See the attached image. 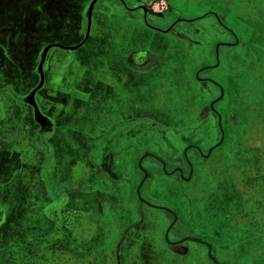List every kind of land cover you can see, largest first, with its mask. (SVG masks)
<instances>
[{
	"label": "crops",
	"instance_id": "0c3cea01",
	"mask_svg": "<svg viewBox=\"0 0 264 264\" xmlns=\"http://www.w3.org/2000/svg\"><path fill=\"white\" fill-rule=\"evenodd\" d=\"M220 38L238 41L221 52L223 71L231 50L263 69L264 0H0V193L14 188L17 196L12 203L0 196V264H193L188 242L217 264L206 242H172V223L163 251L144 206L168 221L173 213L177 233L191 231L188 197H177V211L154 201L152 188L164 178L181 185L177 171L198 165L166 159L172 151L160 137L211 134L197 128L210 116L201 118L199 105L213 102L212 86L204 83L202 93L198 77L210 81L213 63L196 67L194 80L184 71L188 57L215 55ZM258 87L264 98V83ZM260 120L264 103L255 136L264 134ZM237 150L240 157L241 144ZM131 157L143 175L129 193ZM18 197L29 221L9 226Z\"/></svg>",
	"mask_w": 264,
	"mask_h": 264
},
{
	"label": "rangeland",
	"instance_id": "374dc122",
	"mask_svg": "<svg viewBox=\"0 0 264 264\" xmlns=\"http://www.w3.org/2000/svg\"><path fill=\"white\" fill-rule=\"evenodd\" d=\"M179 5H181L179 8L185 11L184 15L188 16L191 13V9H187L184 4ZM235 5L237 6V2ZM211 15L219 17V19L216 18L217 22H215L214 28L220 32L222 28L220 14L217 10H213ZM59 43L66 44L64 41H59ZM228 44L229 48L233 49L236 48L238 41H230ZM228 44H225L220 38L214 46V57L211 55L213 51L208 48L209 50L204 51L200 56L187 58L184 71L187 80H194L193 73L196 67L213 63L210 67L212 72L210 81H206L202 76L198 77V86L202 93L206 92L204 83L209 84V89L212 86L213 90L210 89V91H213V102L211 101L208 105H199L198 115L202 118L207 112L212 119L209 116V121L207 123L204 121L203 125H199L197 128L203 127L202 132L207 128L211 134H207L205 137L201 135L183 136L178 139L179 142H175L177 137L176 139L173 136L160 137L167 142V146H170L171 157L180 158L183 161L196 159L198 165L182 168L177 171L175 176L164 169L165 176L172 177L173 175L181 185L171 184V182H167L169 180L166 178H164L166 181L163 180L154 185L152 182L151 187L153 185L154 193L152 197L154 201L177 211H181L177 204L182 202L177 197L182 200L188 197L187 208L189 211L194 210L191 211L196 215H194L193 230L192 228L189 232L182 230L177 233V237L170 233L169 239L172 242L177 243L183 241L181 238L191 237L193 240L207 243L213 250L217 264H251L249 259L253 257L250 252V244L254 245L252 241L261 239L259 242L264 245V229H262L264 225L257 226L261 229L259 231L252 230L255 227L253 226L254 214H257L258 223L264 224V159H261L262 152L264 153V134L255 136L257 132L254 130L253 123L255 114L261 112L264 103V98L260 93L262 89L258 87L264 83V70L258 68L259 72H255L253 56L242 53L239 56L238 52L231 50L230 55L225 58L226 69L223 71L221 52ZM224 77L225 83L223 82ZM178 83L186 90L183 81L179 80ZM198 86L196 87L198 88ZM192 115L190 117V120L192 119L191 126L198 125L199 123L193 122ZM259 122L264 123L261 120ZM262 129L264 133V124ZM228 132H234V135L229 139V145H227L226 136ZM255 140L257 144L263 140L262 150L258 148L257 153L251 151ZM238 144H241L240 157L237 153L238 150L236 151ZM249 149L250 151H248ZM174 150L176 154H174ZM129 155L133 156L132 153ZM136 159H133L134 162H132V157L129 159V166L125 172L130 181V185H125L129 193L139 184L143 175L140 168L137 167ZM169 170L173 172L175 169L171 167ZM18 189L23 192L25 188L21 185ZM14 191L12 188L5 193L1 192L0 196H4L8 202L12 203L14 199L17 200ZM18 198L19 202L16 207L18 211H14L13 217L9 219V226L15 224L20 226V224L23 225L29 221L25 212V200L21 197ZM144 209L150 210L147 212L154 219L155 223L152 224L156 226L157 238L162 242L160 248L168 252L166 243L163 242H165V233L170 227L171 220H167L163 211L146 206ZM182 209L186 210L184 206ZM234 211H244L241 221L245 230L239 231V234L241 232L240 240L244 239V245H241L240 250L237 248L242 262L235 257L236 252L230 247L231 243L232 245L238 243L237 233L233 231L232 227L236 217V215H232ZM107 215H109V211H106ZM171 215L174 217L172 231L176 225V218L173 213ZM187 244L194 254L196 262L193 264H210L206 257V248L203 245L192 242ZM257 253H262L261 262L264 264V246L261 251H256V255Z\"/></svg>",
	"mask_w": 264,
	"mask_h": 264
},
{
	"label": "trees",
	"instance_id": "16d2710c",
	"mask_svg": "<svg viewBox=\"0 0 264 264\" xmlns=\"http://www.w3.org/2000/svg\"><path fill=\"white\" fill-rule=\"evenodd\" d=\"M255 61V60H254ZM258 64H259V62H258ZM261 70H264V67H263V69L262 68H260ZM259 72V71H258ZM240 212V211H239ZM243 213H244V211L243 212H240L239 214H240V218H243ZM232 215L233 216H235L236 215V217H235V221H233V222H235V223H237L238 221L236 220V218H238V211H234V212H232ZM231 216V215H230ZM255 221H254V225L253 226H255L252 230L253 231H259V230H261L259 227H257L258 225H261V227L264 225L263 223H258V221L256 220L257 219V214L255 215L254 214V218H253ZM242 220V219H241ZM233 226V231L235 232V233H237L236 234V237L238 238V243H236V244H234L233 243V245H232V243H231V245H230V247H232V250L234 251V252H236V254H235V257L239 260V261H241V258H240V256H239V254H238V251L240 250V248H241V245H244V239L242 240H240V234H241V232L242 231H244L245 229H244V226H242V224H241V229L240 230H238V228L236 227V226H234V224H232ZM264 227V226H263ZM229 229H230V227H228ZM262 229H264V228H262ZM239 231H241L240 232V234H239ZM261 240V239H260ZM260 240H255V241H252V242H254V245H252V244H250V252H251V254H252V258L251 259H249V262L251 261V264H262V262H261V254L262 253H257V255H256V251L257 250H260L261 251V249L263 248V244H262V242H259ZM231 242V241H230ZM237 248L239 249V250H237ZM259 254H260V256H259ZM244 261H246V259H244ZM242 262V261H241Z\"/></svg>",
	"mask_w": 264,
	"mask_h": 264
},
{
	"label": "flooded vegetation",
	"instance_id": "af4514ba",
	"mask_svg": "<svg viewBox=\"0 0 264 264\" xmlns=\"http://www.w3.org/2000/svg\"><path fill=\"white\" fill-rule=\"evenodd\" d=\"M168 10V9H167ZM166 10V11H167ZM165 11V12H166ZM207 113V112H206ZM169 155H171V154H169ZM169 155H167L166 156V159H173V160H175V161H178V159H175V157H171V156H169ZM174 179H177L176 177H174ZM170 215V217H171V223L173 222V220H174V217L171 215V214H169ZM180 230V225L178 224V222L176 223V225H175V227H174V229L171 231V235L172 234H177V231H179ZM131 264H135V260L134 259H132L131 261Z\"/></svg>",
	"mask_w": 264,
	"mask_h": 264
}]
</instances>
